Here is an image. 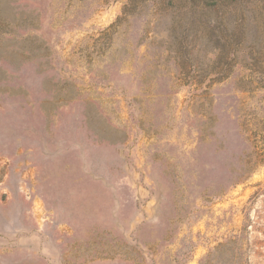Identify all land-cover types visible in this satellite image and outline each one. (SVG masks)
Here are the masks:
<instances>
[{"label": "rangeland", "instance_id": "374dc122", "mask_svg": "<svg viewBox=\"0 0 264 264\" xmlns=\"http://www.w3.org/2000/svg\"><path fill=\"white\" fill-rule=\"evenodd\" d=\"M0 264H264V0H0Z\"/></svg>", "mask_w": 264, "mask_h": 264}, {"label": "trees", "instance_id": "16d2710c", "mask_svg": "<svg viewBox=\"0 0 264 264\" xmlns=\"http://www.w3.org/2000/svg\"><path fill=\"white\" fill-rule=\"evenodd\" d=\"M225 1H234V0H225Z\"/></svg>", "mask_w": 264, "mask_h": 264}]
</instances>
